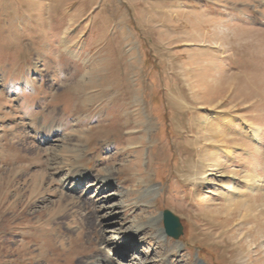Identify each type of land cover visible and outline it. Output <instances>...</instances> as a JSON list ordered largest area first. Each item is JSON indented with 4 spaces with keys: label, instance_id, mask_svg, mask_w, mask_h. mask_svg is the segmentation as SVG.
<instances>
[{
    "label": "rangeland",
    "instance_id": "obj_1",
    "mask_svg": "<svg viewBox=\"0 0 264 264\" xmlns=\"http://www.w3.org/2000/svg\"><path fill=\"white\" fill-rule=\"evenodd\" d=\"M97 262L264 264V0H0V264Z\"/></svg>",
    "mask_w": 264,
    "mask_h": 264
},
{
    "label": "bare ground",
    "instance_id": "obj_2",
    "mask_svg": "<svg viewBox=\"0 0 264 264\" xmlns=\"http://www.w3.org/2000/svg\"><path fill=\"white\" fill-rule=\"evenodd\" d=\"M23 25V24H22ZM107 90V89H106ZM107 92V91H106ZM104 94H105V92H104ZM103 96V95H102ZM113 103V102H112ZM213 115L214 114H211V116L213 117ZM209 118V117H208ZM211 118V117H210ZM209 118V119H210ZM232 119V118H231ZM208 120V119H207ZM206 122V121H205ZM217 137V136H216ZM212 138V137H211ZM252 140V139H251ZM135 147V146H134ZM218 149V148H217ZM210 152V151H209ZM219 152V151H218ZM231 153V152H230ZM119 154V153H118ZM229 154H228V152H225L224 154H223V156H224V158L223 159H228L229 158V156H228ZM229 177H230V180H227V181H225V182H222L221 184H219L218 186H217V191H228V190H230V188L234 185V182L236 181V174H234V173H229ZM250 177V176H249ZM255 178V177H254ZM83 181V179H80L79 180V182H82ZM98 182H102V188H103V191L102 192H104V191H106V190H108V189H110V188H112L113 187V185H114V182L112 181V179L109 177V176H106V178H103V179H101V180H99ZM244 183H247V179H244ZM258 183V179L257 178H255L254 179V183H253V186L250 188L251 190H252V192L253 191H255V185ZM247 185V184H246ZM214 193V192H213ZM254 194H255V192H253ZM242 196V195H241ZM108 197H110V196H105V198H108ZM254 197V196H253ZM241 204H243V203H241ZM244 205V204H243ZM126 242V240L125 239H122V240H119L118 241V244L114 247V249H117L118 247H119V245H123L124 243ZM110 255V254H109ZM110 257H111V255H110ZM110 260L107 258L106 260H105V262L104 263H106V262H109ZM110 262H112V263H114V261H110ZM98 264H100V262H97ZM103 263V264H104ZM169 263H172V261H170ZM111 264V263H110ZM138 264V263H137Z\"/></svg>",
    "mask_w": 264,
    "mask_h": 264
},
{
    "label": "water",
    "instance_id": "obj_3",
    "mask_svg": "<svg viewBox=\"0 0 264 264\" xmlns=\"http://www.w3.org/2000/svg\"><path fill=\"white\" fill-rule=\"evenodd\" d=\"M161 215L163 219L164 233L177 239L182 233V224L179 217L168 209H164Z\"/></svg>",
    "mask_w": 264,
    "mask_h": 264
}]
</instances>
